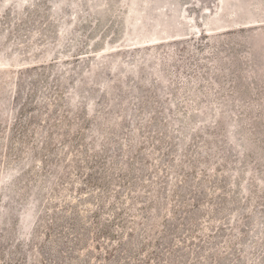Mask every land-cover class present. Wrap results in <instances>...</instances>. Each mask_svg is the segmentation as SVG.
<instances>
[{"label": "rangeland", "instance_id": "1", "mask_svg": "<svg viewBox=\"0 0 264 264\" xmlns=\"http://www.w3.org/2000/svg\"><path fill=\"white\" fill-rule=\"evenodd\" d=\"M0 264H264V0H0Z\"/></svg>", "mask_w": 264, "mask_h": 264}]
</instances>
